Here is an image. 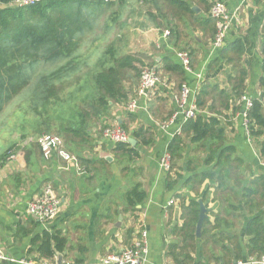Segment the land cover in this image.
Listing matches in <instances>:
<instances>
[{"label":"crops","instance_id":"0c3cea01","mask_svg":"<svg viewBox=\"0 0 264 264\" xmlns=\"http://www.w3.org/2000/svg\"><path fill=\"white\" fill-rule=\"evenodd\" d=\"M134 1L138 10L134 6L125 13L118 12V20L115 14H109L107 23L111 28L110 33L112 31L111 37L122 40L123 50L127 54L157 68L170 86L159 85L146 96L138 97L139 80L133 86L127 82L126 88L131 86L129 92L134 94L128 103L138 99L140 108L130 113L126 106L114 105L113 119L106 124L124 126L130 133L143 129L146 138L153 141L152 145H141L135 138L139 158L130 167V171L133 169V177H130L129 171L118 165L116 157L121 152H117L116 147L102 135L100 123L92 126L89 143L82 144L75 140L70 146L67 145L70 152L79 158L77 153L71 151L72 148L87 160L82 164L85 170L83 174L67 168V164L57 157L45 160L40 147L30 142V137L23 142L20 135L16 140L9 141L10 144L18 143L17 149H12L7 158L4 157V147L0 148V244L9 256L38 261V253L33 249L31 251L32 240L44 231L56 230L67 239V247L55 259L62 255V261L71 264H102L107 255L122 251L138 238L141 230L146 229L150 250L148 264H174L170 257V246L180 245L175 231L183 223V206H188L190 200L202 194L209 182L199 184L192 179L196 174L192 170L198 164L194 159L196 147L191 144L185 145L181 163L175 164L172 171L165 173L161 170L159 159L167 150L171 138L159 128V124L174 111L172 94L178 91L180 83L191 84L199 93L207 82L231 91V80L236 78L237 72L235 63H228L226 59L219 61L212 70L210 68L222 51L212 47L214 24L209 16V7L216 0H207V5L201 0H193L191 8L199 12L194 11V15L179 20V37L170 35L169 28L157 26L148 20L145 4L141 0ZM218 1L225 3L231 13L239 15L238 21L233 22L226 45L228 50L237 41L243 45L242 64L247 69L245 96L258 98L264 60L261 53L264 0ZM156 22L163 23V20L157 19ZM167 31L168 36L165 34ZM184 51L192 55L191 72L181 71L179 74L165 70L167 63L181 65L178 54ZM198 77L202 79L201 85L196 81ZM213 103L211 100L207 105ZM235 107L232 104L228 110H218L223 112L229 142L238 146L249 166L247 174L254 177L264 171L263 161L255 143L244 142L242 118L240 112L235 113ZM205 167H198V173L207 171ZM132 182L141 183L148 194L147 200L137 207L136 212L126 211L120 199L121 192L127 191ZM169 183H172L170 187ZM47 185L53 187L62 206L55 219L41 223L29 217L26 208ZM210 192H216L215 188H211ZM199 195L197 199L203 201ZM220 203L221 199L213 201L211 195L208 216L212 212L219 213L217 208ZM227 219L237 223L232 217ZM236 227L240 230V225Z\"/></svg>","mask_w":264,"mask_h":264},{"label":"trees","instance_id":"16d2710c","mask_svg":"<svg viewBox=\"0 0 264 264\" xmlns=\"http://www.w3.org/2000/svg\"><path fill=\"white\" fill-rule=\"evenodd\" d=\"M13 1L0 0V114L22 90L24 92L29 88L31 110L38 117V121L32 129V135H21L22 141L29 137L36 139L56 129L60 136H64L66 145L70 146L75 140L82 144L89 143L92 126L100 123L101 133L108 127L106 122L113 119L112 107L126 106L130 97L134 96L129 92L132 87L126 88L125 84L130 82L133 86L138 80L140 82L141 73L146 67V63L139 57L129 55L123 50L122 40L117 37L101 51L99 50L102 46L93 47L94 41L100 42L106 36L111 37L108 18L103 21L105 30L90 40L87 46L89 51L83 48L84 40L95 33V27L102 21V17L112 13L118 20L117 13L127 8L129 0H118V4L92 0H45L27 8L10 6ZM141 1L145 4L147 19L157 26L169 28L170 35L175 37H179V20L185 19L187 15H194L191 8L193 0ZM201 2L209 4L207 0ZM211 6L212 3L209 8ZM157 19L163 20V23L158 24ZM212 22L214 39L216 24L214 20ZM227 47L225 43L221 55L212 62L210 68L212 70L213 66L225 59L228 63H235L237 76L231 80V91L222 90L218 85L207 82L197 98L199 113L196 119L187 122L183 127V133L190 144L209 154L204 165L207 171L199 174L195 167L192 171L196 174L192 179L199 184L209 182L201 194L206 205L211 188L220 192L221 203L217 208L220 215L215 217L213 225L210 218L205 219L202 238H197L200 204L194 198L188 206H183L186 212L183 217L185 221L175 231L180 245L170 246V257L174 264H204L197 263L192 252L195 248L199 255L197 258H201L198 251L203 248H196L206 236L214 239V244L220 246L223 252L222 259L215 256L217 264H232L264 256V171L257 176H249L244 167L248 166L247 161L238 146L229 142L227 126L219 118L208 117L202 111L208 110L222 115L221 111L216 110H228L232 104L236 106L235 113L242 111V105H238V101L245 96L247 89V69L242 64L244 47L239 41L232 43L229 50ZM261 53L264 57V39ZM190 57L192 58L191 54ZM165 70L179 74L184 71L181 65L173 62L167 63ZM83 71L84 75L76 82L74 92L67 95L69 97L54 93L59 83ZM182 84L180 83L179 88ZM209 89L211 90L208 91ZM260 89V96L252 100L253 106L248 112L249 137L243 127V139L248 144L255 143L260 159L264 161V60ZM208 97L214 102L210 106L207 105ZM130 135L139 140L141 145H152L153 141L146 138L143 129L133 131ZM182 135L174 137L168 145L172 157L179 160L183 158L185 151ZM17 144H11L10 149H17ZM115 147L117 152H121L116 157L118 165L123 166V170L129 171L130 177H133V169L130 171V167L139 158V151L131 144ZM71 151L79 155L81 164L86 163L87 160L81 157L80 152L72 148ZM11 153L7 152L4 157L7 158ZM171 184L169 183V187ZM147 196L141 183L132 182L131 188L124 194L126 211H138L137 207L147 200ZM227 217L234 218L237 223ZM209 225L211 229H207ZM236 225H240V230ZM66 247L67 239L56 230L44 231L31 242V251L33 249L38 253V261L53 262L58 253L65 252Z\"/></svg>","mask_w":264,"mask_h":264},{"label":"built area","instance_id":"2783aa9c","mask_svg":"<svg viewBox=\"0 0 264 264\" xmlns=\"http://www.w3.org/2000/svg\"><path fill=\"white\" fill-rule=\"evenodd\" d=\"M43 1L45 0H14L10 6L27 8L35 6ZM92 1L112 3L118 0ZM209 16L216 24V34L212 40V47L213 49L220 50L224 47L227 36L233 28V22L238 21L239 15L231 13L225 3L216 0L212 2ZM165 34L168 36L169 32L167 31ZM178 58L183 70L185 72H191L192 60L190 53L186 51L180 52ZM196 81L199 83L198 85H201V77H198ZM159 85L170 86L168 81L161 76L157 68H145L141 73L140 85L137 93L138 97L146 96L147 93L156 90ZM172 96V101L175 105L174 111L159 124V128L169 135L171 140L183 134V127L187 122L196 119L199 113L197 107L199 90L195 89V87L189 83H183ZM252 100L253 99L244 96L238 101V105H242L240 116L242 117L243 127L248 137L250 134L248 112L253 106ZM139 108L138 99H133L126 105V110L130 113H135ZM102 135L114 146L129 144L132 138L130 133L118 124L105 128ZM30 142H34L40 147L42 156L45 160L49 161L52 160L53 157H57L67 164V168L73 169L81 174L85 173L79 158L68 150L62 137L53 134H42L36 139H30ZM159 165L161 170L165 173H169L172 170L173 157L170 151H168V148L160 157ZM61 206V199L55 195L53 187L47 185L37 197L28 203L26 213L29 217L41 223H48L59 215ZM149 253L148 231L143 229L139 232L138 238L129 246L118 253L107 255L103 259L102 264H148ZM0 264H58V258H56L54 262L16 259L7 255L5 249L0 244ZM61 264L71 263L62 261ZM232 264H264V256L262 258H250L248 261L240 260Z\"/></svg>","mask_w":264,"mask_h":264},{"label":"rangeland","instance_id":"374dc122","mask_svg":"<svg viewBox=\"0 0 264 264\" xmlns=\"http://www.w3.org/2000/svg\"><path fill=\"white\" fill-rule=\"evenodd\" d=\"M116 3L118 4L119 2H116ZM136 4H137V2L135 3L134 0H129V3H128V6H127L126 10H124V12H122V13H125L129 8L134 7V6H135L134 9L138 10ZM105 6H107V5H105ZM115 9L118 11L117 8H115ZM109 14L110 13H107L106 15H104L102 17V21L98 22L99 24H97L96 27H95V29H96L95 33H93L92 35L88 36L84 40L85 44H84L83 48L85 50H87V46H88L90 40L93 37H97L98 33H102L103 30H105L103 28L104 27L103 21L106 18L109 19V17H110ZM105 25H106V23H105ZM112 41H113L112 37L108 38L106 36L104 41H100V42L99 41H94L93 47H97L98 46L100 48V46H102L100 48V50H99V51H101V50L107 48L108 44H110ZM87 51H89V49ZM87 51H85V52H87ZM145 65H146L145 68H150L152 66V64H145ZM84 73L85 72L83 71V72L71 77L70 79L64 80L63 82L59 83L56 86L54 93H56L58 96H62V97H65L67 95L72 94L74 92V90L76 89V82L84 75ZM160 74L162 76L161 72H160ZM132 75H134V73ZM139 77H140V74H139ZM178 86H180V85H178ZM22 91H21L20 94H18L16 96L14 101L10 105H8L4 109V111L1 112V114H0V148L4 147V153L12 151L10 149L11 148L10 147L11 144L9 143V141L16 140L23 133H28V134L32 135L31 134L32 131H33L32 129L35 128V125L37 124V121H38L37 120L38 117L31 110V102H30L31 91H30V89L28 88L24 92H22ZM67 97H69V96H67ZM206 100L208 102H210L212 100V98L208 97V99H206ZM216 109H217V107H216ZM202 111L207 113L209 115L208 117L219 118L223 122V112L221 110H216V111H221L222 115L221 114L217 115L214 112H211V111H208V110H202ZM43 129H45V127H43ZM45 134H53V135L60 136L57 133L56 129H53L50 132L45 133ZM60 137H62L63 140L66 143V140H65L64 136H60ZM182 137L184 138V140H186L185 145L187 147V145L190 144V142H189V140L187 139V137H186V135L184 133H183ZM193 147H195V146H193ZM194 151H195V155H196L194 157V159H196V164H198L195 167H196V170H198L199 169L198 167H201V166L205 165V161L204 160L208 157L209 154H208V152H205L204 150L198 149V148H196ZM178 163H181V159L179 160V159L173 158L172 170L174 169L175 164H178ZM244 167H245L246 171L249 170V166H244ZM129 185H130V188H131V183H129ZM128 190H129V188L127 189V191ZM215 190H216V188H215ZM127 191L124 190L120 194V199L122 200V202L124 204H126V200H125L124 194ZM198 195H197L196 199L198 198ZM211 195L213 196V201H215L216 199L217 200L220 199V196L218 195V191H216L214 193L209 191V196H208V199H207V202H206L207 203V208H208V204L211 203ZM199 196L201 197V194ZM185 213L186 212H184V210H182L181 220L183 222L185 221L184 218H183ZM217 215H220V214H216V213L212 212L209 215L210 217H208V218H210V220H211V225H213L215 223V217ZM211 225L207 226V229H211ZM176 232H177V230H176ZM202 232H203V229H202ZM200 238H202V234H201ZM201 246L203 248L202 251H198V252H200V256H201L200 259L197 258L198 253L195 251V248H193L194 252H192L194 260L196 259L197 263L201 262V263H204V264H206V263L207 264H217V262L215 261L216 260L215 256H218L220 259H222L221 257H223V252H222L220 246L214 244V239H210L209 236H206L203 239V242L198 244V247L196 249L198 250V248L201 247ZM190 264H193V262H190Z\"/></svg>","mask_w":264,"mask_h":264},{"label":"water","instance_id":"95a60500","mask_svg":"<svg viewBox=\"0 0 264 264\" xmlns=\"http://www.w3.org/2000/svg\"><path fill=\"white\" fill-rule=\"evenodd\" d=\"M195 12H199L198 9H193ZM148 92V91H147ZM129 144H131L133 147H136L137 145V141L135 140V138H131L130 141H129ZM199 204H200V214H199V220H198V223H197V226H196V236L197 238H200L201 237V234H202V229H203V223L205 221V219H207L209 216H208V212H209V209H207V207L205 206V204L203 203V201L201 199L198 200ZM122 217H120L119 220H121ZM62 255H60L58 257V264H61L62 263Z\"/></svg>","mask_w":264,"mask_h":264}]
</instances>
